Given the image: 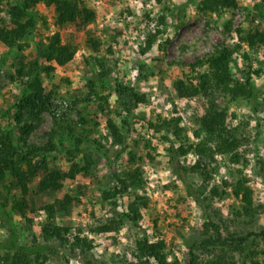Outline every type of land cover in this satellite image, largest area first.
Returning a JSON list of instances; mask_svg holds the SVG:
<instances>
[{
  "label": "rangeland",
  "instance_id": "obj_1",
  "mask_svg": "<svg viewBox=\"0 0 264 264\" xmlns=\"http://www.w3.org/2000/svg\"><path fill=\"white\" fill-rule=\"evenodd\" d=\"M201 1L84 0L95 10L96 19L80 31L70 26L61 30L63 40L77 49L71 61L51 70L47 67L53 63L46 61L45 46L57 30L56 12L44 1L35 6L38 25L33 34L22 40L24 47H10L0 41V128L16 130L19 123L34 116L36 109L30 101L22 107L19 103L31 94L30 83L39 73L46 108L29 141L46 144L51 129L59 128L55 116L65 115L64 126L70 123L74 133L70 134L67 128L58 131L54 138L56 149L48 153L50 165L69 167L71 156L67 151L76 147V138L82 139L80 148L92 152L95 161L87 173L66 179L56 191L36 192L41 176L35 177L26 194L29 206L24 215L11 207L13 199L22 196L20 190H10L0 183V209L11 214L15 233L12 235L9 222L0 219V241L13 237L27 245L36 240L42 242L50 255L45 264H88L89 259L95 264H123L133 258L137 240L147 235L151 241L165 240L171 261L188 264L190 245L205 238L204 223L210 219L239 234L264 227V175L258 164L259 156L264 160V43L252 45L245 39L249 32H264V0H237V6L221 12L201 9ZM15 2L5 0L1 4L0 21L11 23L10 9ZM224 44L233 51L234 78L244 81L245 74L250 73L258 100L254 104L249 99L220 93L212 97L245 138L246 161L236 164L225 154H214L210 160L212 178L203 196L210 197L213 186L223 190L225 182L240 169L253 189L256 217L238 213L240 202L231 188L209 199L205 210L188 194L168 162L169 139L177 143L200 140L199 119L209 103L202 93L181 94L177 82H197V74L208 66L199 61L216 54ZM118 83L143 94L144 101L128 111L119 101ZM108 120L114 121L125 136L124 144L114 142ZM176 126L179 136L175 134ZM98 144L110 159L95 149ZM81 158L82 153L76 152V160ZM195 160L193 154L181 158L182 163L188 164ZM136 169L140 171L139 184L117 195L114 207L104 192L117 182L116 174L122 176ZM190 180L196 189L202 187L197 175ZM66 196L71 201L66 202ZM136 196L147 200L146 206H140L142 216L134 224L126 212ZM48 204L56 206L52 218L45 210ZM113 218L123 220L118 231H96L98 224ZM44 222L69 228L65 232L68 241L49 243L43 239ZM76 237L90 240L93 249L85 254L74 249ZM255 249L256 258L264 264V241L256 242ZM196 253L203 261L222 250L201 248ZM236 256L239 259L238 253ZM238 263L241 264L240 259Z\"/></svg>",
  "mask_w": 264,
  "mask_h": 264
},
{
  "label": "trees",
  "instance_id": "obj_2",
  "mask_svg": "<svg viewBox=\"0 0 264 264\" xmlns=\"http://www.w3.org/2000/svg\"><path fill=\"white\" fill-rule=\"evenodd\" d=\"M5 0H0V6ZM44 1L51 6L56 12L54 22L57 30L48 37V43L45 46L46 61L53 63L47 67L48 70L55 68L56 65L64 66L71 61L76 52V47L63 40L62 29L74 27L80 31L85 29L91 22L96 19V12L89 8L84 0H16L11 6L10 12L12 21L6 24L0 21V41L10 47H24L22 40L33 34L38 25V13L35 6L38 2ZM238 5L237 0H202L200 8L221 12L227 8ZM250 44L264 43V32L256 30L249 32L245 38ZM88 40L94 42L93 39ZM233 60V51L226 44L222 45L216 54H212L205 60L201 59L199 64L207 63V68L197 74V82L190 79L189 85L184 80L179 79L177 89L181 94L192 95L202 93L209 98L207 110L200 117V130L198 133L200 140L198 142H175L169 139L167 148L169 165L176 178L185 185L189 195L195 201L202 204L205 210H208L207 201L213 199L215 195L225 193V188H231L233 195L240 202L239 214L248 217L258 215V207L255 205L253 189L248 183L247 176L240 169L233 173L232 178L225 182L223 190L213 186L210 190L211 198L203 196V191L207 182L212 178L211 161L214 154L221 153L227 155L233 163H245V138L239 133L237 127L230 122L229 114L226 110L212 100V97L220 93L229 95L232 98H245L251 100L254 104L258 100V91L256 84L252 81L250 73L245 74V80L240 81L233 76L231 63ZM103 63L100 66L103 67ZM194 71V65H191ZM104 70L101 71L103 74ZM93 81V80H92ZM32 88L31 94H28L23 102L32 103L36 109L31 120L19 123L16 130H4L0 128V183L7 186L10 190L19 189L21 197H16L12 202V210L16 213L25 214L29 203L26 194L30 192L31 183L35 177L41 176L36 185V192H46L48 190L56 191L61 189L66 179H75L81 173H87L90 167L95 163L92 152L82 150L80 145L82 139L76 138V149H68L67 153L71 156L70 164L67 169L62 167H52L48 159V153L56 149L54 142L55 136L59 130L67 128L73 135L74 129L69 123L67 126V117H56L55 124L58 130L51 129L48 133L46 144L40 145L29 141V137L41 124L39 117L41 111L46 108L44 102V88L39 73L30 83ZM116 92L120 97V103L128 111L133 110L139 103L144 101V95L134 88L118 83ZM108 97L104 98L106 102ZM39 102V103H38ZM108 127L116 144H124L125 136L120 132L116 123L108 120ZM175 134L179 136L180 129L176 126ZM99 145V144H98ZM97 151L102 152L108 159L109 153L103 150V146H95ZM76 152L82 153V158L76 160ZM116 156L119 152L116 151ZM188 154H193L196 160L190 164L182 163L181 158ZM258 164L264 175V160L259 156ZM197 175L202 180V189H196L190 180V177ZM117 182L113 184L110 190L104 192L106 199H112V204L117 206V195L127 191L131 185H138L140 171L138 169L124 172L117 175ZM114 199V200H113ZM66 202L71 201L70 196L65 197ZM146 198L136 196L133 202L128 204L126 216L138 223L142 216L141 207L146 206ZM61 204V203H60ZM141 206V207H140ZM55 204H48L45 207L49 217L52 218L55 213ZM115 209V208H114ZM115 211V210H114ZM0 219L9 222L12 228L13 218L9 212L0 209ZM31 222V220L29 219ZM123 220L116 218L108 219L104 223L98 224L96 231L115 232L122 225ZM12 235H15L12 228ZM69 228L61 225H55L49 222L42 223L41 234L43 239L49 243L67 242L65 236ZM204 237L190 245V262L188 264H262L257 259L256 242L264 241V227L257 230H251L247 233L239 234L237 231H231L225 228L221 223L208 220L204 223ZM37 236H34V240ZM33 244L27 245L19 243L16 238H7L0 241V264H45L50 258L47 248L42 242L33 241ZM253 245L255 247H253ZM72 247L80 249L85 254L93 249L92 242L87 238L76 237ZM165 240L160 239L151 241L147 235L137 240L136 249L133 258L126 259L123 264H179L177 261L170 260V253L167 251ZM206 249L211 251L213 248L222 250V253H214L213 256L203 261H199L197 249ZM228 250V251H227ZM238 253L239 259L236 254ZM86 257H89L88 255ZM88 264H95L93 259L87 261Z\"/></svg>",
  "mask_w": 264,
  "mask_h": 264
}]
</instances>
